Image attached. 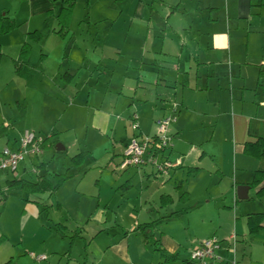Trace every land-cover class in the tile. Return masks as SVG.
<instances>
[{"label":"crops","instance_id":"1","mask_svg":"<svg viewBox=\"0 0 264 264\" xmlns=\"http://www.w3.org/2000/svg\"><path fill=\"white\" fill-rule=\"evenodd\" d=\"M3 2L0 19L12 20L17 28L0 35V109L18 101L11 93L28 85L31 53L36 46L45 51L48 40L53 43L54 64L47 65L49 53L40 54L37 70L33 69L37 84L46 91L61 86V76L72 85L75 71L87 70L88 61L92 66L95 62L97 70L111 50L103 46L110 40L113 45L135 44L138 51L124 59V66L134 73L135 97L137 91L154 90L163 101L154 123L173 117L168 127L172 146L166 156L175 166L160 180L150 167L114 168L129 176L118 199L117 192L102 197L101 181L93 194L77 190L81 182L71 185L79 174L75 171L86 161L82 154L80 165L71 162L74 170L68 174L74 176L51 195H29L5 186L18 179H45L54 185L57 174L45 173L54 150L66 153L59 144L53 154L27 159L15 174L3 172L0 264H168L138 227L149 223L153 224L147 233L157 247L176 256L171 264L190 261L191 253L210 238L221 244V260L214 264H264V222L255 234H249L246 223L247 215L264 212L255 194L249 196L258 161L243 153L244 144L254 141L248 136L250 121L264 122V78H259L264 71V0H75L65 39L56 35L62 0ZM33 31L41 34L39 42L27 38ZM24 43L30 46L26 61L19 56ZM75 45L80 52L73 54L72 61ZM115 49L113 54L118 53ZM40 96L41 102L47 100L46 95ZM136 123L138 133L125 135L109 162L118 155L119 165L131 139L137 134L147 136L138 118ZM5 128L1 150L5 146L14 149L22 131ZM57 146L63 150L57 151ZM137 174L153 180L145 179L140 185L146 184L145 189L131 203L128 189ZM239 186L249 187L244 200L236 196ZM169 222L176 229L169 228ZM56 224L65 228L68 237L77 230L80 234L70 243ZM79 240L86 242L83 255L78 254ZM30 253L45 260L37 263Z\"/></svg>","mask_w":264,"mask_h":264},{"label":"rangeland","instance_id":"2","mask_svg":"<svg viewBox=\"0 0 264 264\" xmlns=\"http://www.w3.org/2000/svg\"><path fill=\"white\" fill-rule=\"evenodd\" d=\"M3 1L0 4L4 3ZM81 11H83L82 8ZM45 45L47 48L45 51H40V46H36L31 53V60L28 62V70L31 71L28 85L15 88L11 93L13 97L16 95L18 101L14 100L4 109H0V150L6 142L1 138V133L7 129L5 128L7 125L8 129H13L15 133L24 130L39 132L42 137L48 136L51 143L49 151L43 149V156L44 152H47V155L53 154L56 144L66 149L65 154L53 156L48 163L47 172H40V174L46 172V176L52 177L53 174L72 172L74 165L70 159L77 154H82L86 161L81 169L75 171L79 174L74 177L71 185L81 182L77 190L85 194H93L97 190L95 184L101 181L102 197H112L113 193L117 192L115 199H118L123 193L121 185L129 176L112 171L118 167L116 164L119 161L117 155L113 158L112 163L109 162L112 150L118 154L120 141L124 139L125 135L136 132L131 129L133 117L138 118L143 134L149 136L155 133L154 119L158 116L159 105L164 104L163 101L157 99L154 90L137 91L136 97L134 96V73L132 70L125 69L124 59L135 56L139 46L127 43L125 46L122 44L113 45V41L110 40L103 46H108L111 50L105 53L97 70L94 68L95 62L92 66V62L88 61L85 63L89 64L87 70L85 67V69L75 71V81L72 85L66 84L68 82L61 76L60 80L63 82L61 86L58 85L52 87L51 91H46L37 84L34 72L35 69L37 70L35 63L38 62L40 54L49 53L47 65L51 67L54 64L53 43L48 40ZM116 47L119 49L116 51L118 53L113 54V49ZM79 52L77 46L73 47L70 59L74 61L73 54ZM88 52L90 51L88 50ZM119 53L121 54L120 58ZM68 73L72 75L74 70ZM40 94L46 95L47 100L45 98V101L41 102ZM138 99L140 100L138 101ZM56 102L57 104H55ZM104 112L110 115L109 118L101 116ZM4 175L6 173L0 172L1 177ZM110 176L111 178H109ZM159 176L161 175H157L158 180L161 179ZM145 179H150L149 182L153 180L152 177L146 178L140 174L133 176L131 187L128 189L131 203H136L139 190L145 189L146 184L142 188L140 186L145 183ZM110 180H115L114 185H111ZM68 187L73 189L74 186ZM14 191L20 192L16 189ZM255 192L256 189L252 188L249 191V196L253 198ZM2 195H4L3 192ZM211 205L212 202L206 204V206ZM205 209L208 208L205 207ZM168 224L169 228L176 229L177 227L172 222ZM85 243L81 240L77 242L78 254L83 255Z\"/></svg>","mask_w":264,"mask_h":264},{"label":"trees","instance_id":"3","mask_svg":"<svg viewBox=\"0 0 264 264\" xmlns=\"http://www.w3.org/2000/svg\"><path fill=\"white\" fill-rule=\"evenodd\" d=\"M64 7L59 11L56 16V20L58 23V30L56 31V35L60 39H65L69 32V19L72 13V10L75 5V0H62ZM17 25L7 18L0 19V35L7 34L8 32L14 30ZM27 37L32 42H39L41 40V34L37 31H33L27 34ZM30 52V46L28 43H24L21 46L19 56L22 61H26ZM18 74H21L18 72ZM264 78V71L259 72V78ZM248 136L253 138V142L245 143L243 148V153L255 160L258 161V167L253 174V178L251 181V188L256 189L255 192V200L258 201L264 207V122L260 121H250L248 126ZM43 149L51 148V143H49V138H44L42 142ZM55 155L65 154L63 152H56L54 150ZM71 162L78 166L82 163V155L78 154L72 157ZM74 175L65 173V174H57L54 175V185H51L45 179H41L37 182H29L27 180L18 179L11 180L6 182L5 186L7 188L18 187L21 191L29 194H44L49 193L53 194L64 182L71 179ZM2 200V190L0 189V201ZM264 222V212L262 213H254L246 216V223L249 234H255L259 230L262 229V224ZM153 223L142 224L139 229L143 232V236L145 240L150 244L153 248L155 247L160 257L168 264L174 263L177 258L174 254H170L165 250L158 248L157 242L152 239L151 235L147 233L148 230H151ZM55 227L62 234L63 237H68L65 235V228L59 224H56ZM80 231H74L72 235L68 237L70 243L76 236H79ZM184 264H191V261H183Z\"/></svg>","mask_w":264,"mask_h":264},{"label":"built area","instance_id":"4","mask_svg":"<svg viewBox=\"0 0 264 264\" xmlns=\"http://www.w3.org/2000/svg\"><path fill=\"white\" fill-rule=\"evenodd\" d=\"M131 120V129L138 133L136 118L133 117ZM172 121V116L156 120V133L152 137L138 134L134 136L123 150L118 169L150 167L157 175H168L169 170L175 166L166 156L172 146V139L168 134V127ZM43 140V137L33 131H22L16 141V148L5 146L0 151V171L15 174L19 165L27 159H39L43 155ZM32 172L35 173L34 168ZM232 240L234 241V238ZM220 249V242L214 238L204 240L191 253V264H214L219 262L221 260L218 256ZM29 256L37 263L45 260V256L42 255L30 253Z\"/></svg>","mask_w":264,"mask_h":264},{"label":"water","instance_id":"5","mask_svg":"<svg viewBox=\"0 0 264 264\" xmlns=\"http://www.w3.org/2000/svg\"><path fill=\"white\" fill-rule=\"evenodd\" d=\"M63 150L62 147L57 146V151ZM249 190L248 186H239L236 189V196L239 200H244L247 198V191Z\"/></svg>","mask_w":264,"mask_h":264}]
</instances>
